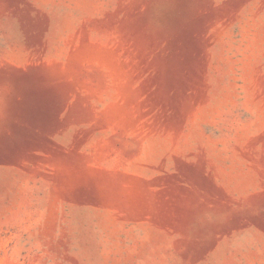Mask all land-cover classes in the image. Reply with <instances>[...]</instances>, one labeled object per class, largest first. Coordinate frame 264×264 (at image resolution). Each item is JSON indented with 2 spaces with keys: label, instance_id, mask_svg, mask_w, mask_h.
Instances as JSON below:
<instances>
[{
  "label": "rangeland",
  "instance_id": "374dc122",
  "mask_svg": "<svg viewBox=\"0 0 264 264\" xmlns=\"http://www.w3.org/2000/svg\"><path fill=\"white\" fill-rule=\"evenodd\" d=\"M0 264H264V0H0Z\"/></svg>",
  "mask_w": 264,
  "mask_h": 264
}]
</instances>
